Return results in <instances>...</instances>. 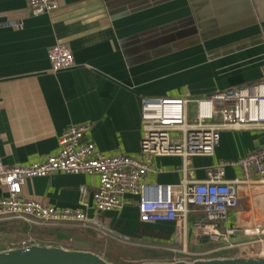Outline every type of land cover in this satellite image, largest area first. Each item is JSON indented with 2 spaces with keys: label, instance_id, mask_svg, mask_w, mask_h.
<instances>
[{
  "label": "crops",
  "instance_id": "1",
  "mask_svg": "<svg viewBox=\"0 0 264 264\" xmlns=\"http://www.w3.org/2000/svg\"><path fill=\"white\" fill-rule=\"evenodd\" d=\"M55 43L68 46L70 68L50 70L46 52ZM262 79L264 0H58L56 9L38 15L26 0H0V161L23 165L53 154L72 124H88L84 137L100 152L133 156L141 98L197 97ZM263 143L264 130L224 129L213 154L190 157L187 172L180 156H157L144 182L204 180L220 163H226L223 180L240 179L239 167L227 162ZM96 184L94 175L55 171L27 179L21 193L45 205L78 208L83 186L82 210L90 217ZM138 198L125 194L120 209L104 214L107 226L128 238H145L144 229L167 233L159 240L177 246L180 256L173 260L239 256L238 246L221 249L220 241L193 231L197 211L183 224L140 222ZM232 224L264 225V184L238 186V205L226 220ZM244 239L239 233L231 242ZM225 251L232 252L218 254Z\"/></svg>",
  "mask_w": 264,
  "mask_h": 264
},
{
  "label": "built area",
  "instance_id": "2",
  "mask_svg": "<svg viewBox=\"0 0 264 264\" xmlns=\"http://www.w3.org/2000/svg\"><path fill=\"white\" fill-rule=\"evenodd\" d=\"M58 0H26L32 15L57 8ZM51 71L70 68L73 58L65 43H55L46 52ZM193 114L188 117V104ZM141 137L138 152L133 155L104 154L86 140L88 124H72L60 133L57 149L41 160L23 165H6L0 161V221L17 219L33 224H76L94 230L101 236L130 243V239L110 229L104 214L123 206L124 195H137L138 219L143 223L179 221L185 223L190 212L198 219L191 225L194 232L212 241L219 248L238 246L239 257L264 256V225L241 227L226 225L228 211L238 205V186L264 184V143L245 155L227 162L237 165L241 178L223 180L220 163L204 180L183 178L177 184H146L145 177L155 172L157 156H180L182 171L187 172L192 156H210L224 129L264 130V79L203 96L141 98L139 106ZM60 171L67 174H89L97 178L91 194L94 214L86 216V190L80 186L78 208L45 205L22 195L21 187L32 177ZM243 234L239 243L231 237ZM130 241V242H129ZM30 240L20 245L30 243ZM182 253H189L182 248ZM260 255V256H259Z\"/></svg>",
  "mask_w": 264,
  "mask_h": 264
},
{
  "label": "water",
  "instance_id": "3",
  "mask_svg": "<svg viewBox=\"0 0 264 264\" xmlns=\"http://www.w3.org/2000/svg\"><path fill=\"white\" fill-rule=\"evenodd\" d=\"M0 264H116L96 251L68 248L59 244L30 242L0 249ZM127 264H264L263 257L215 256L176 259L172 261H143Z\"/></svg>",
  "mask_w": 264,
  "mask_h": 264
},
{
  "label": "trees",
  "instance_id": "4",
  "mask_svg": "<svg viewBox=\"0 0 264 264\" xmlns=\"http://www.w3.org/2000/svg\"><path fill=\"white\" fill-rule=\"evenodd\" d=\"M40 231L38 232L40 235V239L36 238L38 242L42 243H50V242H56L53 239H50L49 235L50 233H59L63 235H70V236H76L77 233V228H74L72 230L62 228V227H53L49 225H42L40 226ZM81 231V230H80ZM82 231L84 232L83 235L87 237V240L90 241V250L97 251L103 248H105V252L103 253V257L109 261L115 262L116 264H127V263H140L143 261H152V260H173L175 257L173 256L171 252H165L163 256L157 255L153 250H148L144 248L143 246L133 244V245H120V244H114L110 240L107 239V241H101L97 237L99 235L95 231L85 229L83 228ZM143 235H145V238H140V237H130V241H134L136 243L138 242H155V243H160L164 244L166 242H160L159 239H166L167 233L163 231H155L152 229H144L141 232ZM43 237V238H42ZM157 239V240H156ZM8 242L7 235L0 234V248L5 247V243ZM23 242V241H21ZM21 242H18L17 245H20ZM79 245L75 246L74 248H78ZM113 247L115 250H119L117 252L110 253L109 249ZM82 248V247H79ZM88 248V247H86ZM108 250V252H107ZM152 251V252H151ZM176 256H180L177 254ZM192 258V257H191Z\"/></svg>",
  "mask_w": 264,
  "mask_h": 264
},
{
  "label": "rangeland",
  "instance_id": "5",
  "mask_svg": "<svg viewBox=\"0 0 264 264\" xmlns=\"http://www.w3.org/2000/svg\"><path fill=\"white\" fill-rule=\"evenodd\" d=\"M192 107V109H191ZM189 114H193V105H189ZM198 219V216L195 218V220ZM10 220H14L10 223H5V224H0V234H4L7 235L8 238V242L5 243V247H12V246H16L18 242L21 241H26V240H30L31 242H38V240L36 238H39L40 234L38 233L41 229L40 226L42 225H49V226H53V227H62V228H66V229H74L77 228V233L76 236H70V235H63V234H59V233H50L48 234L50 237V239H53L56 242H50L48 244H59L62 245L64 247H68V248H74L75 246L79 245V247H82L83 249H89L90 247V241L87 240V237H85L83 235V231L82 229H89L92 230L90 228L87 227H82L76 224H59V223H54V224H33V223H29V222H24L22 220H17V219H10ZM10 220H5V221H10ZM3 222V221H1ZM81 230V231H80ZM94 231V230H92ZM39 236V237H38ZM36 237V238H34ZM97 237L99 239H101V241H107L110 240L112 243L114 244H124V245H133V244H137L140 246H143L144 248L148 249V250H153L157 255L159 256H163L165 254V252H171L172 254H174L173 256L176 257L177 254H179V252H177L178 249H176L175 247L177 246H172L169 244H160V243H155V242H134V241H129L128 242H122L118 239H115L113 237H104L101 235H97ZM41 238V237H40ZM39 238V239H40ZM43 238V237H42ZM177 239V237H176ZM42 243V242H41ZM78 247V248H79ZM88 247V248H86ZM81 249V248H80ZM93 251V250H92ZM110 253H115L119 250H115L113 247H111L109 249ZM96 252H98L100 255H103V253L105 252V248L102 247V249L97 250ZM108 252V250H107ZM152 252V251H151ZM188 252V251H187ZM232 251H225V252H220L218 254H229ZM187 254V253H186ZM216 255V254H215ZM154 261V260H152Z\"/></svg>",
  "mask_w": 264,
  "mask_h": 264
},
{
  "label": "bare ground",
  "instance_id": "6",
  "mask_svg": "<svg viewBox=\"0 0 264 264\" xmlns=\"http://www.w3.org/2000/svg\"><path fill=\"white\" fill-rule=\"evenodd\" d=\"M260 256V255H259ZM258 257V256H257Z\"/></svg>",
  "mask_w": 264,
  "mask_h": 264
}]
</instances>
